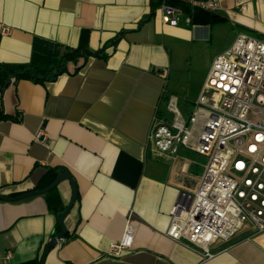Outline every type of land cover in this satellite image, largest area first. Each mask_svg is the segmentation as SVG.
I'll list each match as a JSON object with an SVG mask.
<instances>
[{"label":"crops","instance_id":"crops-1","mask_svg":"<svg viewBox=\"0 0 264 264\" xmlns=\"http://www.w3.org/2000/svg\"><path fill=\"white\" fill-rule=\"evenodd\" d=\"M153 1L0 0V66L29 65L35 43L39 51L42 42L59 46V56L88 51L53 80L15 78L0 89V195L46 188L53 170L73 178L67 235L44 264H264V233L209 259L166 236L179 193L193 192L201 173L196 155L162 154L150 139L167 99L194 103L212 61L237 35L264 41V0H219L223 21L213 26L193 25L186 10L175 27ZM41 131L47 148L34 141ZM70 199L65 181L44 195L0 201V264L40 263L60 233L49 203ZM130 212L132 248L108 256Z\"/></svg>","mask_w":264,"mask_h":264},{"label":"built area","instance_id":"built-area-1","mask_svg":"<svg viewBox=\"0 0 264 264\" xmlns=\"http://www.w3.org/2000/svg\"><path fill=\"white\" fill-rule=\"evenodd\" d=\"M165 24L175 27L185 11L216 14L219 0H154ZM9 32L2 31L3 35ZM175 97L155 116L154 148L175 157L185 150L205 159L193 192H181L169 212L166 236L212 258L234 240L264 233V41L239 34L211 63L192 110ZM34 141L48 147L43 131ZM108 256L120 258L134 241L130 215ZM8 253L4 260L8 261Z\"/></svg>","mask_w":264,"mask_h":264},{"label":"trees","instance_id":"trees-1","mask_svg":"<svg viewBox=\"0 0 264 264\" xmlns=\"http://www.w3.org/2000/svg\"><path fill=\"white\" fill-rule=\"evenodd\" d=\"M153 2V5H157L155 1ZM190 17L191 23L193 25L213 26L223 21L215 14H210L199 10L191 12ZM42 44V51H39V48L35 43L31 63L29 65L0 66V89H3L6 81L11 79L14 75H17L16 78L18 79L29 78L34 81L53 80L55 77L65 72L68 63L72 62V64L78 65L79 61L86 58L88 55L87 50L77 49L67 51L65 50L59 56V46L55 44L53 45L49 42H42ZM104 48H106V46ZM101 52H103V50ZM3 118L4 115L2 112H0V120ZM63 172V169L49 171L47 174L50 175V180L45 186L50 185L54 179ZM49 206L55 210L58 217L65 209V206L59 202L49 203ZM59 232L60 226L57 224V233ZM34 264H39V262L36 260Z\"/></svg>","mask_w":264,"mask_h":264},{"label":"water","instance_id":"water-1","mask_svg":"<svg viewBox=\"0 0 264 264\" xmlns=\"http://www.w3.org/2000/svg\"><path fill=\"white\" fill-rule=\"evenodd\" d=\"M94 56H96V54ZM16 77H17V75H14L11 79L7 80L5 86H8L9 84H11V81L13 79H15ZM65 181L68 182V184L71 188V199H70L69 204L65 207L64 211L60 214V216L58 218V224L60 226V233L57 236L52 237L46 243L39 264H44V261H45L47 254L52 249L57 247L59 245V243L61 241H63V239L67 235V229L65 226V219L67 218L68 214L70 213V211L73 208V206L76 202V199H77V189H76V185H75L73 178L71 177V175L69 173L65 172V173L59 174L54 179V181L49 186H47L46 188H43V189H40L37 191H32L29 193H25V194L20 195L18 197H5V196L0 195V201H4V202L20 201V200L28 199L31 197L47 194V193L51 192L52 190H54L60 183L65 182Z\"/></svg>","mask_w":264,"mask_h":264},{"label":"rangeland","instance_id":"rangeland-1","mask_svg":"<svg viewBox=\"0 0 264 264\" xmlns=\"http://www.w3.org/2000/svg\"><path fill=\"white\" fill-rule=\"evenodd\" d=\"M206 58H207V57H206V55H205V56H204V59H201V60H200V63L202 64L203 67L206 66V63H207ZM196 97H197V96H196ZM196 97L194 98L193 102L196 100ZM184 104H185V103H184ZM193 104H194V103L189 104V103L186 102V105H181V106H180L181 110L184 112V115H185V114H189V113L191 112L192 107H193ZM192 156H194V155H192ZM194 157H195V159H196V161H197L196 173H197V175H199L200 173H202L203 167H204V165H205V159H204L203 157H199V156H194Z\"/></svg>","mask_w":264,"mask_h":264},{"label":"bare ground","instance_id":"bare-ground-1","mask_svg":"<svg viewBox=\"0 0 264 264\" xmlns=\"http://www.w3.org/2000/svg\"><path fill=\"white\" fill-rule=\"evenodd\" d=\"M259 242L264 243V236L259 239Z\"/></svg>","mask_w":264,"mask_h":264}]
</instances>
